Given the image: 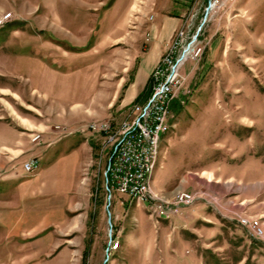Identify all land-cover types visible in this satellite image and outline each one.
Wrapping results in <instances>:
<instances>
[{
    "label": "rangeland",
    "instance_id": "obj_1",
    "mask_svg": "<svg viewBox=\"0 0 264 264\" xmlns=\"http://www.w3.org/2000/svg\"><path fill=\"white\" fill-rule=\"evenodd\" d=\"M211 3L207 15L210 0H189L185 10L181 27L190 40L201 27L202 53L180 69L147 186L161 206L183 192L195 197L172 216L116 192L109 201L114 141L90 125L116 127L147 102L152 72L181 27L149 75L148 95L128 101L150 52L152 32L139 17L151 0H0V180L32 179L42 151L58 144L49 163L66 164L68 186L44 202L20 201L36 193L18 187L22 180L6 184L0 264H264V170L253 165L264 161V0ZM34 159L36 171L25 170ZM22 208L31 212L23 225ZM236 219L261 233L253 238Z\"/></svg>",
    "mask_w": 264,
    "mask_h": 264
},
{
    "label": "built area",
    "instance_id": "obj_2",
    "mask_svg": "<svg viewBox=\"0 0 264 264\" xmlns=\"http://www.w3.org/2000/svg\"><path fill=\"white\" fill-rule=\"evenodd\" d=\"M212 1L210 0V6ZM200 29L201 27L191 40L188 28L186 30L181 27L177 30L160 63L152 72L150 83L152 92L145 104H133L130 112L116 127L109 122L90 125V131L103 134L106 141L108 137H115V146H110L105 170L109 201L112 192L129 198L132 195H143L144 200L153 205L155 213H172L173 216L177 210L194 203L195 197L183 192L177 195L178 204L161 206L154 199L151 188L146 187V177L147 163L153 152V146L159 133L167 126L172 106L178 100L185 80L180 69L189 58H197L202 53V48L197 42ZM135 108H142V115H135ZM33 161L36 159L27 163L25 170L33 164ZM236 220L253 238H257V233H261L257 222L251 232L243 220Z\"/></svg>",
    "mask_w": 264,
    "mask_h": 264
},
{
    "label": "crops",
    "instance_id": "obj_3",
    "mask_svg": "<svg viewBox=\"0 0 264 264\" xmlns=\"http://www.w3.org/2000/svg\"><path fill=\"white\" fill-rule=\"evenodd\" d=\"M188 5H189V0H151V6L150 9L148 10V14L145 15L144 17H139L141 19V23L151 30L153 38L150 43V52L147 53L148 58L142 61V65H140V67L138 68L137 73L134 76V79L128 85V90H127L128 92L125 95V98H127L128 101L136 100L143 92L147 84L149 75L152 69L154 68V66L158 63L161 55L163 54L165 46L170 42L172 36L174 35V32L178 28H180L184 23L185 10H187ZM150 13L152 14L151 20L149 19ZM185 66L182 69L184 73L187 72L185 70ZM57 145L58 144H55L53 146L48 145L44 149V151H42L43 153H41V155L39 156L40 167H38L37 171L35 170L36 173L32 176V179L28 178V180H25L26 176H22V174H18L16 176L17 177L16 179L12 178L10 181L0 180V202L5 201L2 200L1 198L3 196L2 194H4V192L7 191L8 187H6V184L13 180H18V179L22 180V183L18 187L27 185L29 186L28 190H30V192L33 193L36 192L33 196L32 195L25 197L23 196L20 199V201L25 200L26 197H28V199H32L33 197L35 199L38 198L40 200H43L44 202H47L48 200H52L53 198H56L59 194L63 193V189L68 186L66 183H63L64 179L61 178L60 175L62 170L65 169L64 167H66V164L65 163L62 164L61 162L57 161L58 159L52 160L53 158L51 159L52 161L50 160L51 162L49 163V159H50L49 155L53 153L54 151L53 149ZM76 158L78 159V157ZM213 164L214 163L212 162L207 163L205 167L202 169V171L209 173L208 169L213 168V166H215ZM253 165H255L257 168H260L261 170H264V161H260L259 163L256 164L255 162H253ZM26 174H31V173H26ZM209 179H211L210 176ZM8 200L9 199H7V201ZM30 213L31 212L29 209L24 210V208H22V212L19 214V216L23 218L21 219V225H23L25 217L29 216ZM202 215H203L202 216L203 221H206L207 219L208 220L213 219L211 215L208 214L207 215L202 214ZM8 225L9 224H7L5 220L4 221L0 220V227H2V229L4 228V230H8L9 228ZM47 231L48 228H45V230H43L41 234H39V237L43 236Z\"/></svg>",
    "mask_w": 264,
    "mask_h": 264
},
{
    "label": "bare ground",
    "instance_id": "obj_4",
    "mask_svg": "<svg viewBox=\"0 0 264 264\" xmlns=\"http://www.w3.org/2000/svg\"><path fill=\"white\" fill-rule=\"evenodd\" d=\"M211 8H213V5L210 6L209 10ZM112 138H113V141H114L113 144H112V146H115V137H112ZM158 140H159V137L156 140V143L153 146V152L151 153V155H150V157L148 159V163H147L146 187L149 184V178H150L151 172H152L153 167H154V164H155V159H156V155H157V151H158ZM33 170H35L34 169V166L33 165H29L27 171L32 172ZM130 198H133L137 202H141V203L146 201V200H144V196L143 195H132ZM169 216H170L169 214L168 215H163V217H165L166 219H168Z\"/></svg>",
    "mask_w": 264,
    "mask_h": 264
},
{
    "label": "trees",
    "instance_id": "obj_5",
    "mask_svg": "<svg viewBox=\"0 0 264 264\" xmlns=\"http://www.w3.org/2000/svg\"><path fill=\"white\" fill-rule=\"evenodd\" d=\"M148 92H149V89H148V87H146V88L144 89V91L140 94V96L137 98V101L142 100V96H143V95H146V94L148 95ZM175 103H176V102H175ZM175 106H177V103L173 105V107H175Z\"/></svg>",
    "mask_w": 264,
    "mask_h": 264
},
{
    "label": "water",
    "instance_id": "obj_6",
    "mask_svg": "<svg viewBox=\"0 0 264 264\" xmlns=\"http://www.w3.org/2000/svg\"><path fill=\"white\" fill-rule=\"evenodd\" d=\"M201 26H202V24H201Z\"/></svg>",
    "mask_w": 264,
    "mask_h": 264
}]
</instances>
